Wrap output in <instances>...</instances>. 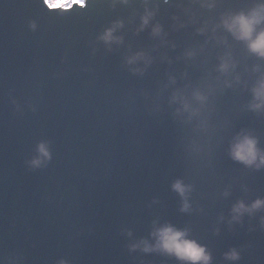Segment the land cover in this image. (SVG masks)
<instances>
[{
    "label": "water",
    "instance_id": "water-1",
    "mask_svg": "<svg viewBox=\"0 0 264 264\" xmlns=\"http://www.w3.org/2000/svg\"><path fill=\"white\" fill-rule=\"evenodd\" d=\"M259 2L0 0V264H192L152 247L165 224L209 264H264V205L232 218L264 200V166L229 152L242 132L264 150V108L249 106L264 58L219 23Z\"/></svg>",
    "mask_w": 264,
    "mask_h": 264
},
{
    "label": "clouds",
    "instance_id": "clouds-1",
    "mask_svg": "<svg viewBox=\"0 0 264 264\" xmlns=\"http://www.w3.org/2000/svg\"><path fill=\"white\" fill-rule=\"evenodd\" d=\"M44 4L50 11L60 12L70 11L76 7H84L86 0H44ZM207 6L212 7L213 5L209 3ZM152 15L153 13L146 9L145 14L141 17V27L149 22ZM219 23L234 39L244 42L250 53L264 58V26H262L264 25V0H260L257 5L247 12L241 11L223 15ZM121 25V21L114 22L113 26L105 29L100 34L99 39L103 40L106 44L119 41L120 38L114 36L113 33ZM198 31H203V29H198ZM159 32V25H155L153 27V33ZM140 56L142 54L137 53L134 56L128 57L127 62L132 63ZM230 67H234V64L230 63V59L221 58L218 70L226 72ZM236 79L238 80V77ZM252 93L253 99L249 106L256 110L264 108V75L253 86ZM194 95L199 100L205 98L199 92L194 93ZM173 99H175V96ZM184 107L187 108V104ZM257 144L258 142L255 136L247 132L238 133L230 146V155L233 159L244 163L246 166H254L257 168L264 166V150L258 148ZM39 153L44 157L48 156V151L44 143L39 145ZM30 163L38 165L40 158H33ZM172 187L184 198L191 186L185 185L181 180L177 179ZM262 205H264V200L261 199L253 201L250 205H245L243 201H237L232 208L234 214L232 218L238 219L242 212H251ZM187 208L188 202L184 199L181 210H187ZM152 235L156 238V243L152 247H158L164 252L175 255L178 259L190 261L192 264H196L197 261L200 264H209L211 258L210 253H208L203 245L187 238V229H176L170 224H165L156 228ZM145 250H149L147 245H145ZM226 256L230 259H236L237 253L235 250H231L226 253Z\"/></svg>",
    "mask_w": 264,
    "mask_h": 264
}]
</instances>
